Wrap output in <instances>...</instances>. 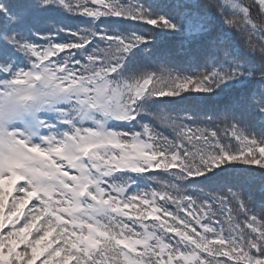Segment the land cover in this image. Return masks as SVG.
<instances>
[{
    "label": "snow or ice",
    "instance_id": "snow-or-ice-1",
    "mask_svg": "<svg viewBox=\"0 0 264 264\" xmlns=\"http://www.w3.org/2000/svg\"><path fill=\"white\" fill-rule=\"evenodd\" d=\"M37 261L264 264V0H0V264Z\"/></svg>",
    "mask_w": 264,
    "mask_h": 264
},
{
    "label": "trees",
    "instance_id": "trees-1",
    "mask_svg": "<svg viewBox=\"0 0 264 264\" xmlns=\"http://www.w3.org/2000/svg\"><path fill=\"white\" fill-rule=\"evenodd\" d=\"M203 2V0H201ZM83 18H78L73 15H64V16H57L53 19L48 20L46 23L53 25V26H60V23L62 22L63 25H68L70 27H79L81 29L88 27L86 24L80 23V20ZM259 22V21H258ZM43 26V24L41 25ZM101 28H104L105 25H100ZM150 26H140L136 22H125V23H115L112 25L110 29H106L112 32H130L133 30L136 31H147V28ZM61 39H70V37L66 36L65 34H61ZM255 43H259L258 38H253ZM179 46V39L178 38H172L168 36H161L157 44L152 47V51H165V52H175ZM151 47V46H150ZM174 59L180 60L181 58L179 57H174ZM195 95V94H194ZM212 104L211 103H205V102H200V103H194L191 101H185L180 105H171L166 107V111H170L173 116H181L183 117L184 115V110H186L189 113H197L200 116V119L195 121V123L192 124L193 127L199 126V127H214L215 125H219L220 128H223V125L220 124V120L216 118V116L209 111L211 109ZM174 109V110H173ZM206 111H209L210 115H213V119L215 120V125L210 123L207 119H205L204 113ZM185 123H192L189 121H184ZM158 132L163 134L164 136H169L171 135V130L165 128L163 125L159 126L156 129ZM189 191L196 196H201V195H208V196H216L219 195L221 192V189L218 187H213V186H208V185H203V184H193L189 187ZM251 207V205H250ZM261 210V206L259 203L255 205L253 208V211L257 213L259 216ZM223 219V217H221ZM23 246H21L22 248ZM43 259V257L41 258ZM37 264H40V261H37Z\"/></svg>",
    "mask_w": 264,
    "mask_h": 264
}]
</instances>
